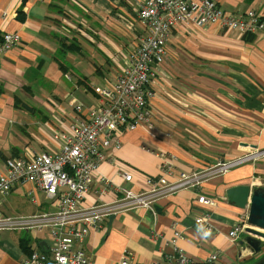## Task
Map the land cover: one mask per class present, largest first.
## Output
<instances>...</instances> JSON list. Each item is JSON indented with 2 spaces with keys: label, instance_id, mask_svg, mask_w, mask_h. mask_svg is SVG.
<instances>
[{
  "label": "crops",
  "instance_id": "obj_1",
  "mask_svg": "<svg viewBox=\"0 0 264 264\" xmlns=\"http://www.w3.org/2000/svg\"><path fill=\"white\" fill-rule=\"evenodd\" d=\"M143 0H0V37L21 38L0 57V171L13 159L30 160L57 153L77 121L88 118L97 103L95 88L114 85L125 71L145 31L137 20ZM232 15L255 12L264 22V0H217ZM251 36L248 39L246 37ZM63 51V52H62ZM62 63L60 66L59 63ZM147 88L149 126L123 130L105 161L92 175L80 207L109 203L122 190L143 193L146 177L157 184L179 181L219 163L246 161L204 181L197 190L180 189L158 199L152 209L133 208L88 229L78 241L91 264H171L181 249L193 264H254L241 241L229 239L248 210L231 205L227 189L264 188V34L195 29L177 24L168 38L160 65L151 66ZM83 107L77 114L72 102ZM162 154L169 165L164 166ZM256 151V153H254ZM163 164V165H162ZM123 173L131 174L124 182ZM213 200L211 208L198 203ZM56 199L33 185H16L0 201L4 216L55 212ZM208 217L209 230L194 221ZM183 233L174 242V233ZM209 232L205 237L203 232ZM50 229L0 232V264H22L30 252L51 255Z\"/></svg>",
  "mask_w": 264,
  "mask_h": 264
},
{
  "label": "built area",
  "instance_id": "obj_2",
  "mask_svg": "<svg viewBox=\"0 0 264 264\" xmlns=\"http://www.w3.org/2000/svg\"><path fill=\"white\" fill-rule=\"evenodd\" d=\"M137 20L145 33L130 56L125 71L118 76L114 85L95 88L96 105L88 110L87 120L77 121L67 134L60 135L63 146L59 152L45 153L30 160L13 159L0 171V201L16 185L29 184L48 198L56 199V211L53 213L16 218L0 213V231L50 229L54 242L51 255L33 252L23 264H91L83 250L74 247V242H80L79 238L88 229L98 228L112 216L133 208L150 210L160 198L175 194L180 189L197 190L204 181L252 160V155H246L169 184H161L163 180L157 184L151 177H146L141 194L122 190V196L115 201L90 207L79 206L92 182L93 173L105 161L103 150L111 147L115 136L123 130L135 131L144 123L151 129V115L147 109L153 96L147 88L152 75L151 66L163 62L168 38L177 24H189L195 29L211 25L223 31L264 34V22L255 12L232 15L224 12L217 0H143L138 7ZM20 43L21 38L17 33L4 34L0 39V57ZM72 107L77 114L83 110L80 103H72ZM145 150L160 156L168 168L169 163L162 154ZM257 155L264 158L263 154ZM121 178L124 182L132 179L129 173H123ZM198 203L215 207L213 200L202 196L198 198ZM244 222L232 228L228 234L230 240L236 242L244 233ZM195 224L202 230L210 228L207 216L196 219ZM182 236L183 233L175 231L174 242L181 240ZM127 256V252H124L122 264H127ZM174 260L176 264H193L181 249L176 250ZM216 260V255H212L206 264Z\"/></svg>",
  "mask_w": 264,
  "mask_h": 264
},
{
  "label": "water",
  "instance_id": "obj_3",
  "mask_svg": "<svg viewBox=\"0 0 264 264\" xmlns=\"http://www.w3.org/2000/svg\"><path fill=\"white\" fill-rule=\"evenodd\" d=\"M256 153V151L254 152ZM264 155V150L257 151ZM228 202L240 210H248L245 220V237L240 242L249 248L250 252L258 254L264 246V188L251 189L249 185L234 186L226 191ZM254 264H264V256Z\"/></svg>",
  "mask_w": 264,
  "mask_h": 264
},
{
  "label": "rangeland",
  "instance_id": "obj_4",
  "mask_svg": "<svg viewBox=\"0 0 264 264\" xmlns=\"http://www.w3.org/2000/svg\"><path fill=\"white\" fill-rule=\"evenodd\" d=\"M72 103L74 104V103H78V102H77V101H73ZM62 146H63V145H62ZM61 148H62V147H61ZM108 148H109V147H108ZM108 148H106V149H108ZM106 149H104V150H106ZM58 152H59V151H58ZM58 152H57V153H58ZM192 190H194V189H192ZM208 207H209V206H208ZM211 208H213V207H211ZM55 211H56V209H55ZM33 215H38V214H33ZM33 215H30V216H33ZM30 216H7V217H13V218H16V217H30ZM112 217H113V216H112ZM112 217H111V218H112ZM195 221H196V220H195ZM195 221H194V224H195ZM104 223H105V222H104ZM104 223H103V224H104ZM103 224H102V225H103ZM195 225H196V224H195ZM197 227H198V226H197ZM198 228H199V227H198ZM3 231H5V230H3ZM28 231H31V230H28ZM32 231H34V230H32ZM0 232H2V231H0ZM8 232H27V231L24 230V231H8ZM74 247H75V245H74ZM78 248L82 249V247H81L80 245L78 246ZM82 250H83V249H82ZM33 252H35V251L30 252L29 255L32 254ZM83 252H84V251H83ZM37 253H38V252H37ZM41 254H43V253H41ZM29 255H28V256H29ZM28 256L23 260V262L28 258ZM23 262H22V264H23ZM212 263H214V262H212ZM212 263H211V264H212ZM171 264H176L175 260L172 261Z\"/></svg>",
  "mask_w": 264,
  "mask_h": 264
},
{
  "label": "clouds",
  "instance_id": "obj_5",
  "mask_svg": "<svg viewBox=\"0 0 264 264\" xmlns=\"http://www.w3.org/2000/svg\"><path fill=\"white\" fill-rule=\"evenodd\" d=\"M203 235H204L205 237H207V236H209V235H210V233H209V232H207V231H205V232H203Z\"/></svg>",
  "mask_w": 264,
  "mask_h": 264
},
{
  "label": "trees",
  "instance_id": "obj_6",
  "mask_svg": "<svg viewBox=\"0 0 264 264\" xmlns=\"http://www.w3.org/2000/svg\"><path fill=\"white\" fill-rule=\"evenodd\" d=\"M249 35H252V34H249ZM1 38H2V36L0 37V39H1ZM246 38H248V39L250 38V39H251L252 37H251V36H248V37H246ZM62 52H63V51H62ZM59 64H60V66H62V63H61V62H60Z\"/></svg>",
  "mask_w": 264,
  "mask_h": 264
}]
</instances>
